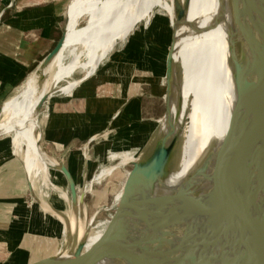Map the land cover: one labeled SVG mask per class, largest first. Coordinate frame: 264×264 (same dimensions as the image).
Returning <instances> with one entry per match:
<instances>
[{
    "label": "bare ground",
    "instance_id": "obj_1",
    "mask_svg": "<svg viewBox=\"0 0 264 264\" xmlns=\"http://www.w3.org/2000/svg\"><path fill=\"white\" fill-rule=\"evenodd\" d=\"M199 1L71 0L66 10L63 41L57 51L45 66L26 78L16 95L0 107V136L14 135L21 129L24 131V140L12 145L13 152H27L32 147V158L44 154L38 144L42 131L35 136L26 126V113L39 110L43 97H48L53 91L44 92L34 106L27 98L41 79L52 71L62 81L78 69L86 72L85 77L91 76L113 47L125 40L140 22L145 27L152 24L153 28L167 24L175 32L174 46L169 55L173 59L172 74H169L173 94L160 135L164 146L176 136L182 138L178 168L168 172L172 155L161 153L132 204L127 223L121 225L127 237L116 240L115 252L86 255L76 264H136L153 223L160 215L163 216L162 225L148 264H185L207 218L219 214L227 201L230 193L227 181L244 148L248 124L252 128L251 150L235 175L238 182L248 180L247 190L253 192L257 189V177L252 172L264 150V99L245 65V55L235 47L237 29L229 0H212L203 12L196 9ZM155 4L161 8L167 6L162 23H158ZM195 12L198 14L196 20ZM83 18L85 25L76 27ZM66 59H69L67 63ZM80 82H67L62 92L69 93ZM156 133L157 130L153 132L154 135ZM52 165L50 169L58 164L52 160ZM193 173V179L186 185ZM45 182L48 183V173ZM182 185L184 188L177 194ZM247 190L245 195L249 192ZM81 194L84 195L83 192ZM62 196L69 201V232H76L80 240L85 229L76 213L81 210L83 201L80 202L78 195L73 207L70 196L68 198L66 193ZM152 198L155 202L149 210ZM258 203L247 205L250 210L248 224L242 225L243 218L238 220L242 225L240 228L245 226L244 232L247 231L248 235L264 232V210ZM254 206L258 208L255 213ZM59 219L65 231L64 218L59 215ZM89 238L82 243L84 249ZM263 241H258L259 246ZM74 258V253H60L31 264H66Z\"/></svg>",
    "mask_w": 264,
    "mask_h": 264
},
{
    "label": "rangeland",
    "instance_id": "obj_2",
    "mask_svg": "<svg viewBox=\"0 0 264 264\" xmlns=\"http://www.w3.org/2000/svg\"><path fill=\"white\" fill-rule=\"evenodd\" d=\"M211 1L200 0L196 6L197 11L203 12L210 6ZM70 2L71 0L65 1L63 26L66 22V10ZM8 3L9 0H0V9L7 6ZM154 9L158 13V23H162L167 14V6L161 8L160 5L155 4ZM197 15L195 12V20ZM78 25L79 27L84 26L85 19H81L75 26L78 27ZM173 31L167 24L153 28L152 24L145 27L140 22L125 40L118 42L113 47L91 76L85 77L86 72L78 69L69 78L61 81L60 76L51 71L41 79L27 98L32 100L36 106L41 95L53 89L39 110H30L26 113V126L30 128L31 133L34 132L35 136H39L43 130L44 135L38 144L44 154H38L32 158L30 156L33 151L32 147L27 152L14 153L23 161L27 169L33 189V199H29L27 208L35 214L41 212L40 205L46 207L54 205L64 212L63 218L67 227L70 215L69 201L67 202L62 194L66 193L69 198V189L64 175L56 169H50L53 166L52 160L57 164L60 162V156L66 147V142H63L64 140L56 142L53 140V136L56 131L63 132L62 125L69 122L72 125L78 124L82 129L88 128L86 136L83 134L84 137L92 136L97 132V137L93 138L90 144L83 145L82 139L77 151L86 157L87 161L89 160L88 156L93 154L90 160H95L94 163L98 165L97 169L88 176L86 187L77 189L78 195L84 193L81 210L76 213V217L84 224L83 238L79 240L76 232H69L68 227L64 231L62 225L58 224L59 237L50 240L49 243L46 242L45 238L40 239L35 245L33 254V259L36 258L37 260L33 261L53 258L60 253L72 255L78 245L85 243L88 237L90 238L87 240L85 249L83 248V252L88 251L87 255L111 254L117 249L116 240L127 237V232L117 221V205L133 166L142 163L152 151L153 142L148 143L147 139L151 135V139L155 136L152 134V129L157 128L158 121L161 119L163 108L159 102V97L163 96L165 99L166 96L170 101L173 94L172 79L169 75L172 74L171 62L173 59L170 57V52L174 46L175 32ZM54 47L36 59L28 68L27 73L18 80L7 94H3L6 89L5 79L2 78L1 80L0 76V107L4 101L16 95L26 78L37 71L42 60ZM68 60L66 59L65 63ZM78 80L81 82L69 93L60 90L67 82ZM141 98L145 101L147 113L149 111V115L146 113L145 120L147 121L152 115V120L158 121L149 122L150 124L145 123V130L141 126L140 134L136 133L137 127L135 125L124 124L121 133L118 134L113 130L109 135H106L105 133L112 127L107 123V119L111 121V118L117 117L119 103H121L124 111L135 102L138 103ZM108 103H112L113 106H108L104 111L103 107L104 105L106 107ZM151 109L153 110L151 111ZM73 115H75V120H72ZM116 134L118 136L115 137ZM134 135L138 139L137 142L130 140L135 137ZM61 137L66 136L62 135ZM160 137L162 139L161 135ZM0 139L11 146L24 140V131L21 129L14 135L0 136ZM125 139H129V142H125ZM118 141L120 143H117ZM181 144L182 138H180L168 163L167 169L170 173L178 168ZM115 145H119V148H115ZM11 149L13 150V146ZM64 162L68 165L72 163L69 155L64 157ZM72 169L75 171L77 166L72 167ZM47 173L48 183L45 182ZM154 202L155 198H152L149 202V210H151ZM48 214L50 220L55 219L51 217L50 212ZM56 244L61 245L62 248L57 253ZM3 249L5 250V246ZM0 255V264H24L27 260L24 256L22 260L15 262V260L10 259L13 255L7 254V252Z\"/></svg>",
    "mask_w": 264,
    "mask_h": 264
},
{
    "label": "crops",
    "instance_id": "obj_3",
    "mask_svg": "<svg viewBox=\"0 0 264 264\" xmlns=\"http://www.w3.org/2000/svg\"><path fill=\"white\" fill-rule=\"evenodd\" d=\"M65 1L9 0L8 5L0 9V76L1 80L2 78L5 79L6 86L3 94H7L18 80L27 73L28 68L36 59L42 57L59 41L64 29L62 23ZM165 99L168 104L169 99L166 96ZM159 100L164 112L163 96H160ZM144 102V99L141 98L138 103L135 102L124 111L121 103H119L117 117L111 118V121L107 119V123L112 127L105 134L109 135L113 130L118 134L121 133L124 124L135 125L137 127L136 133L140 134L141 126L144 129L145 123L158 121L152 120V115L147 121L145 120L147 110ZM108 106H113V104L108 103L106 107L104 105V111ZM163 112L160 117H162ZM147 115H149V111ZM75 119V115H73L72 120ZM62 127L63 132L56 131L53 136V140L56 142L62 140L66 142L59 163L64 165L70 173L76 190L84 189L88 176L97 169L98 165L94 163L95 160H90L93 154L88 156L89 160L87 161L86 157L77 152L78 145L82 139L83 145L90 144L93 138L97 137V132L92 136L84 137L89 130L88 128L82 129L78 124L72 125L70 122L63 124ZM60 130L62 131L61 128ZM152 130L155 132L157 128ZM43 135L42 130V137ZM62 135L66 137L62 138ZM134 136L130 140L137 142L138 139L136 135ZM151 137L152 135L147 139L148 143L154 141L155 136L152 139ZM0 140V254L7 252V254L13 255L10 259L15 260V262H19L25 256L27 260L24 264H29L33 260H37L36 258L33 259V254L35 245L40 239L45 238L46 242L49 243L50 240L59 237L58 224H61L64 230V224L59 219V215L63 218L64 212L54 205H48L47 208L49 209L47 210L44 205H40L41 212L39 214H35L27 208L29 199H33V189L27 169L18 155L14 154L11 149L12 145L10 146L7 142ZM125 142H129V139H125ZM115 148H119V145H115ZM67 155L72 160L69 165L64 162V157ZM76 166L77 169L74 171L72 167ZM49 212L51 217L55 218L51 219L52 221L48 217ZM56 245L57 253L62 248L61 245ZM4 246L5 250L3 249Z\"/></svg>",
    "mask_w": 264,
    "mask_h": 264
},
{
    "label": "water",
    "instance_id": "obj_4",
    "mask_svg": "<svg viewBox=\"0 0 264 264\" xmlns=\"http://www.w3.org/2000/svg\"><path fill=\"white\" fill-rule=\"evenodd\" d=\"M229 3L237 29L234 34L235 47L242 55H245V65L264 99V0H229ZM62 41L63 33L54 49L42 60L39 68L46 65ZM46 98L43 97L39 108ZM163 104L164 112L153 141L152 151L140 165L135 164L133 166L122 189L117 205V221L120 225L127 223L130 208L151 175L158 156L161 153L173 155L180 141L181 137L176 136L166 146L163 144V140L160 137V129L168 113V104L164 98ZM251 145L252 128L248 124L244 148L239 158L236 159L232 175L227 181V186L230 187L227 201L219 214L207 218L206 224L203 225L201 231L197 234L185 264H264V241L263 245L259 246L258 244L260 239H264V232L260 231V235L255 236L248 235L247 231L244 232L245 226L240 228L241 224L238 223L241 218L244 219L242 225L249 223L250 210L247 207L249 203L256 204V202H259L261 209L264 210V150L260 153V162L252 172V175L257 177V189L255 188L253 192L247 190L248 180L238 182V178L235 175L241 164L249 156ZM53 169L60 171L64 175L68 184L71 205L74 207L78 199V193L70 173L60 163ZM132 174L133 176L131 177ZM194 175L195 173L187 179L186 185L193 179ZM250 180L252 181V179ZM251 181L249 182L250 184ZM184 185L181 186L177 194L182 191ZM246 190L249 192L245 195ZM79 198L80 202H82L84 195L79 194ZM243 207H246V209H243ZM253 208H255V213L258 208L255 206ZM162 217L160 215L155 219L150 236L143 246L136 264L149 263L162 225ZM83 247V244H79L74 252L75 258L66 264H76L85 257L88 251L83 252Z\"/></svg>",
    "mask_w": 264,
    "mask_h": 264
},
{
    "label": "flooded vegetation",
    "instance_id": "obj_5",
    "mask_svg": "<svg viewBox=\"0 0 264 264\" xmlns=\"http://www.w3.org/2000/svg\"><path fill=\"white\" fill-rule=\"evenodd\" d=\"M63 81V80H62ZM61 82V81H60ZM61 91H63V86L60 88Z\"/></svg>",
    "mask_w": 264,
    "mask_h": 264
}]
</instances>
